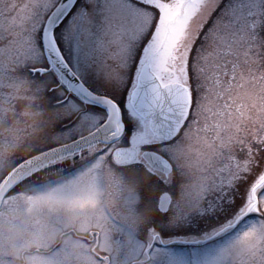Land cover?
Segmentation results:
<instances>
[{
  "label": "snow or ice",
  "instance_id": "1",
  "mask_svg": "<svg viewBox=\"0 0 264 264\" xmlns=\"http://www.w3.org/2000/svg\"><path fill=\"white\" fill-rule=\"evenodd\" d=\"M14 72L36 74L32 98L42 94L49 116L0 171V264H148L161 235H135L160 183L154 161L181 185L164 194L169 207L238 192L231 218L206 236L254 222L216 264H264V0H0V79ZM90 111L95 127L53 143ZM68 143L88 163L64 178L55 166L77 155ZM74 217L91 227L82 239L63 231Z\"/></svg>",
  "mask_w": 264,
  "mask_h": 264
},
{
  "label": "rangeland",
  "instance_id": "2",
  "mask_svg": "<svg viewBox=\"0 0 264 264\" xmlns=\"http://www.w3.org/2000/svg\"><path fill=\"white\" fill-rule=\"evenodd\" d=\"M73 61L75 62V57ZM35 75L27 77L26 73L14 72L11 77L0 79V171L15 155L21 151H27L32 142L44 131V122L48 119L49 113L42 103V94L40 98H32L35 84L31 83V79H35ZM95 90L101 93L106 91L103 83L96 84ZM86 115L89 118L75 126L67 122L62 123L55 133L57 139L53 143H65L95 127L98 114L90 111ZM135 130L134 123L132 130H126V136L130 138ZM124 139L125 133L120 142L123 143ZM87 163L86 158H70L55 167L60 169V174L64 178H68L76 174ZM156 172L160 177V183L158 186L153 185L151 189V204L148 206L146 219L137 226L135 235L137 243L144 240L148 229L154 228L161 235V239L153 242L148 264H216L220 248L254 222V218H249L250 220L245 223L241 221L230 231L215 238H213L215 235L206 236L231 218L232 213L227 205L232 203L233 195L238 196L239 193L233 192L232 188H229L226 193L217 189L197 207L177 209L173 203L168 211L161 212L157 205L160 194L168 191L175 198L181 185L176 178L169 180L166 175L159 171ZM46 187L47 185L44 184H34L31 190L42 191ZM110 192L112 188L109 178L106 175L102 176V199L109 198ZM137 195L139 196V193ZM109 206H116L114 198L110 199ZM69 228L74 238L78 239H82L88 231H91L87 219L83 217L72 218L69 227L64 228L63 231L67 232ZM9 235V230L5 229L4 236ZM61 239L60 234H57L51 243L58 244ZM35 243L37 242H34L33 248H35ZM39 252L46 254L43 248L39 249ZM16 264H24V261L17 260Z\"/></svg>",
  "mask_w": 264,
  "mask_h": 264
},
{
  "label": "water",
  "instance_id": "3",
  "mask_svg": "<svg viewBox=\"0 0 264 264\" xmlns=\"http://www.w3.org/2000/svg\"><path fill=\"white\" fill-rule=\"evenodd\" d=\"M54 26H55V25H54ZM76 94H78V95L83 99V97H82V95H81L80 93H76ZM89 102L94 103V104H96V105H99L100 107L106 109V105H104L102 102H98V101H89ZM101 135H103V133H101ZM118 138H119V137H118ZM118 138H117V139H118ZM65 143H66V142H65ZM68 150H69V151H72V152H77V151H78V148H77L76 145H74V144H72V143H68ZM154 168H155V170L160 171V172H162L163 174L166 175V173L164 172L163 166H162V164H161L160 161H154ZM164 194H169V195H171V194H170L169 192H167V191H165V192H163V193L160 194V196H159V201H158V209H159V211H161V209H169V203L166 202V201L164 200ZM161 212H166V211H161ZM242 219H243V218H242ZM237 223H239V221L236 222L235 224H233V225H232L231 227H229L227 230H224V231L218 232L215 236H213V238H215L216 236H218V235H220V234H223V233H225V232L230 231L231 229H233V228L235 227V225H236ZM211 239H212V238H211ZM208 240H209V239H208Z\"/></svg>",
  "mask_w": 264,
  "mask_h": 264
},
{
  "label": "flooded vegetation",
  "instance_id": "4",
  "mask_svg": "<svg viewBox=\"0 0 264 264\" xmlns=\"http://www.w3.org/2000/svg\"><path fill=\"white\" fill-rule=\"evenodd\" d=\"M94 106H95L96 108H101L100 106L95 105V104H94ZM102 109H103V108H102ZM105 110H106V109H105ZM122 137H123V133H122L121 137L118 138V141H119V142L121 141ZM72 158H82V157H80L79 154H77V155H75V156L72 157ZM76 171H77V170H76ZM74 172H75V171H74ZM74 172H73V173H74ZM70 174H72V173H70ZM248 220H250V219H249V218L246 219V220H245V219H241L239 222L242 221V223H245V222L248 221Z\"/></svg>",
  "mask_w": 264,
  "mask_h": 264
}]
</instances>
